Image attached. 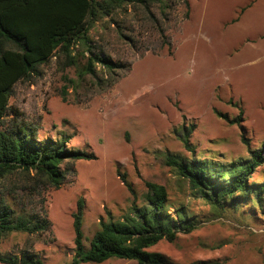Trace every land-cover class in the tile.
<instances>
[{
    "label": "rangeland",
    "instance_id": "obj_1",
    "mask_svg": "<svg viewBox=\"0 0 264 264\" xmlns=\"http://www.w3.org/2000/svg\"><path fill=\"white\" fill-rule=\"evenodd\" d=\"M135 1L89 32L90 46L116 65L113 72L96 64L95 77L83 74L89 54L77 45L73 66L53 57L13 87L7 125L33 129L39 141L64 136L69 150L87 158L62 163L58 189L19 174L6 179L19 208L43 209L50 229L11 233L0 255L71 264L79 202L87 249L99 221L125 222L153 183L165 187L170 214L181 211L196 225L148 252L171 264H264L263 214L243 204L215 215L165 165L169 156L228 165L264 148V0H165L148 10ZM261 173L264 163L253 170L254 183L264 181Z\"/></svg>",
    "mask_w": 264,
    "mask_h": 264
},
{
    "label": "trees",
    "instance_id": "obj_2",
    "mask_svg": "<svg viewBox=\"0 0 264 264\" xmlns=\"http://www.w3.org/2000/svg\"><path fill=\"white\" fill-rule=\"evenodd\" d=\"M138 1L145 4L147 10L152 3L161 7L165 4V0ZM133 2L136 1L0 0V245L11 233L31 235L50 229L47 219L40 215L45 214L43 209L28 212L19 208L20 204L12 196L14 186L8 187L6 179L19 174L25 180L58 189L65 180L60 169L62 163L87 158L83 152L69 150L68 139L64 136L39 141L35 130L7 125L5 119L10 113L13 87L39 75L41 66L53 57H63L64 67L73 66L71 54L77 45L86 47L89 54L83 74L95 77L96 64L113 72L116 65L93 51L89 32L96 22L112 19L116 12ZM183 143L185 149L190 150L186 138ZM263 150L251 151L249 161L228 165L208 160L183 161L173 156L167 157L165 165L187 182L190 196L208 206L215 215L228 208L237 210L244 204L257 208L264 216V181H252L253 170L264 163ZM145 186L147 193L141 197V205L135 198L125 222L112 218L109 222L99 221V230L87 249L83 246L82 203L79 202L73 216L75 237L71 264H102L113 258L136 264H171L163 255L148 252V248L160 241L172 243L179 233H191L196 224L181 211L176 217L169 213L165 187L153 183ZM23 191H26L25 186ZM0 263L42 264L34 254L26 252L19 258L5 259L0 255ZM197 264L220 263L203 261Z\"/></svg>",
    "mask_w": 264,
    "mask_h": 264
}]
</instances>
